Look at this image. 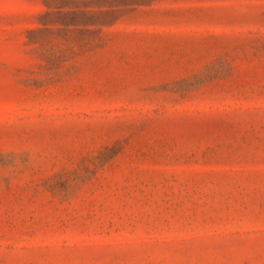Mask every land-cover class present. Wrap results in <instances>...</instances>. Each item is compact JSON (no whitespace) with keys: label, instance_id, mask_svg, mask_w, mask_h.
<instances>
[{"label":"rangeland","instance_id":"rangeland-1","mask_svg":"<svg viewBox=\"0 0 264 264\" xmlns=\"http://www.w3.org/2000/svg\"><path fill=\"white\" fill-rule=\"evenodd\" d=\"M86 1L0 0V264H264V0Z\"/></svg>","mask_w":264,"mask_h":264},{"label":"trees","instance_id":"trees-1","mask_svg":"<svg viewBox=\"0 0 264 264\" xmlns=\"http://www.w3.org/2000/svg\"><path fill=\"white\" fill-rule=\"evenodd\" d=\"M86 6H88L86 0H61L57 6L59 10L54 13L56 15L55 19L66 25L85 23L90 20V16H88L87 11L84 10ZM64 7L69 8L62 10L61 8ZM51 13L50 11H45L44 16H49Z\"/></svg>","mask_w":264,"mask_h":264}]
</instances>
